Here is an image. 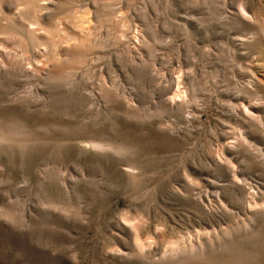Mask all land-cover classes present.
<instances>
[{
    "label": "rangeland",
    "instance_id": "obj_1",
    "mask_svg": "<svg viewBox=\"0 0 264 264\" xmlns=\"http://www.w3.org/2000/svg\"><path fill=\"white\" fill-rule=\"evenodd\" d=\"M0 264H264V0H0Z\"/></svg>",
    "mask_w": 264,
    "mask_h": 264
}]
</instances>
